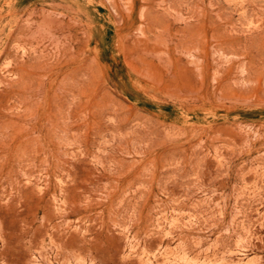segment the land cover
Instances as JSON below:
<instances>
[{
    "label": "rangeland",
    "instance_id": "374dc122",
    "mask_svg": "<svg viewBox=\"0 0 264 264\" xmlns=\"http://www.w3.org/2000/svg\"><path fill=\"white\" fill-rule=\"evenodd\" d=\"M0 264H264V0H0Z\"/></svg>",
    "mask_w": 264,
    "mask_h": 264
}]
</instances>
